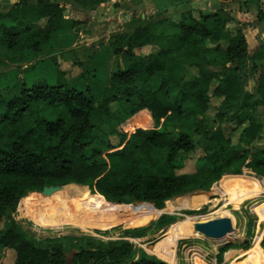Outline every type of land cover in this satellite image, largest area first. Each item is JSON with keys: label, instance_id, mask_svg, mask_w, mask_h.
<instances>
[{"label": "trees", "instance_id": "obj_1", "mask_svg": "<svg viewBox=\"0 0 264 264\" xmlns=\"http://www.w3.org/2000/svg\"><path fill=\"white\" fill-rule=\"evenodd\" d=\"M77 2L90 5L87 0ZM99 2L91 0V4ZM261 2L245 0L242 18L248 19L254 8L256 22H263ZM185 8L176 14L180 16L176 22L165 11L129 35L112 37L114 53L123 56L125 68L110 77L111 87L97 106L90 85L79 88L75 79L67 80L61 71L56 85L40 79L30 88L20 87L16 94L0 91V223L21 199L45 187L80 188L83 199L100 196L113 207L153 202L159 210L166 201L208 190L217 181L219 189L222 182L233 187L238 179L232 171L246 168L264 176V149L239 154L221 127L244 122L239 115L226 118L229 112L248 110L244 144L252 147L263 140L264 45L250 56L242 28L235 36L224 37L228 20L233 21L229 14L228 19L217 8L209 14L199 12L197 18ZM0 20L3 67L27 62L28 55L38 53L53 34L78 25L65 18L57 0H13ZM161 40L178 47H160L147 56L137 54V49L158 46ZM208 40L219 45L211 49ZM75 64L84 66L77 60ZM249 65L253 72L261 70L252 93L245 92L242 80ZM93 78L83 73L79 79L88 83ZM218 97L225 100L211 120L207 117L211 100ZM258 109L262 116L256 119ZM145 110L152 129L135 117ZM179 125H190L195 135L177 130ZM95 141L107 152L96 149ZM198 149L204 156L196 160L195 172L178 174L177 168ZM260 229L264 233L262 224ZM259 231L256 225L254 244ZM260 241L258 248L263 251ZM0 246L14 250L19 264H166L147 255L139 257L128 241H99L78 249L70 244L42 248L15 224L0 232ZM233 247L247 250L250 245L220 248L219 264Z\"/></svg>", "mask_w": 264, "mask_h": 264}, {"label": "rangeland", "instance_id": "obj_2", "mask_svg": "<svg viewBox=\"0 0 264 264\" xmlns=\"http://www.w3.org/2000/svg\"><path fill=\"white\" fill-rule=\"evenodd\" d=\"M244 1L245 0H240V2L237 0L236 1L198 0L197 1L198 3L193 2L194 5L193 4L191 5L190 1H186L187 7L185 8V10H191L193 15L197 17L199 15V12H202V10L200 9L202 6H206V12L209 14L213 12V5L218 4V9L221 10L220 11L221 14L224 15V17L226 18L228 17V19L230 17L228 16L229 14L228 8H231L232 12L236 11V13H238V10H240L241 13L240 21H238L234 25L231 24L230 26H226L225 33H223V35L226 39L229 38L230 36L233 37L237 34V30L239 28H242L246 39L250 41V47L252 52V50H254V46H258V44H260L259 39H257V42L254 40L255 37L257 38L259 36H256V33H252L251 30H249V27H252L253 25L258 23L256 22L255 19L257 14L254 15V8H253V10L250 11L248 15L249 18L246 20L243 19L242 10H243ZM164 5L168 6L169 2H166ZM261 5H263V9H264V2ZM180 8L181 7H179L178 9ZM175 10L176 9H174V11ZM174 11L171 10L173 14L172 20H175L176 22L180 19V16L175 15L176 12ZM230 21L231 20H228V22ZM118 28H120V26ZM253 40L254 42H252ZM226 42L228 43V40H226ZM156 51L157 49H152V50L146 49V52L148 53H155ZM60 65H61L60 68L62 70V71L60 70L61 72L63 71L67 72L70 78L75 77L74 79L79 88L87 89L88 85L79 78H76L77 76L80 75V68L77 64L72 65L71 63L61 62ZM243 74H242V80L244 82L243 84H245V90L251 92L250 89H253V87L251 86L255 84L254 86L256 87L258 78L261 75V70L259 69L257 72H253V70L250 69V65H249L248 75H245V78H243ZM214 83L215 86L218 84V82H214ZM99 84L102 83L100 82ZM93 86L95 88L94 94L96 95L95 101L97 100L96 102V106H97L99 103L102 102V99L104 98L103 94L105 93V89L103 91H100L98 94V90H96L95 85ZM99 87L100 85H98L97 88ZM101 87H103V85ZM103 88H106V85ZM224 100L225 97L212 98L210 109L207 115L209 119L211 120L215 119L216 114L218 113V109L221 106V104H223ZM56 114H60V112L58 111L56 112ZM236 115H239V117L242 118L244 122L240 124L238 122L223 123L221 127L223 128L226 137L229 138L232 141L234 147L237 148L238 153L241 154L246 151L250 152L254 150V152H256L263 150L264 136L262 141L255 143L252 147H247L242 139L243 137L242 132L244 128L247 126L250 117L249 111L248 110L242 111L239 114H237L234 111L229 112L226 118ZM254 116L256 117V119L260 118L262 116L261 110L258 109L257 112L255 111ZM135 117L137 120L145 119V122H147V128L152 129L153 122L150 117V114L146 110L137 114ZM177 130L187 133L191 136L195 135L194 129L190 125H179L177 127ZM113 142L117 144L118 139L113 138ZM94 146L96 149L102 152L105 153L107 152L106 149L100 146L97 141L94 142ZM203 156H204L203 150L198 149L197 151H195L190 155V160H188L185 163V165L177 168V173L189 174L195 172L196 170L195 162L196 160L202 158ZM99 160L101 163L105 162L103 158H100ZM232 172L233 173H231V175L235 176V178L237 177V179L239 180V181L237 180V182L234 183L233 187H230V184H228L227 182L225 183L222 182L221 188L219 189L217 186V182H218L217 181L208 190L193 191L185 195L171 199V202L173 203H184V201H190L193 198L200 197L202 199L200 200L201 204L199 205V207L182 208L177 210L173 214H164L160 218L153 220L148 224L139 221V223H137L139 227L119 228L105 234H97V233L95 234L91 232L82 231L77 228L74 230H61V231H51V232L40 231L39 229L31 225V222L23 215L24 211H26L27 209L28 202L32 201L37 196L43 195L45 193H51L53 190L59 189L64 186L54 187L53 189L47 191L43 190L41 192H32L33 194L29 193L27 196H25V198L27 197L26 199L24 200L21 199L15 211L10 213L8 216L5 217V219H3V221L0 223V232L1 233L5 232L15 224L27 234V236L32 240L34 244L42 248H46L49 246H56L59 244L62 246L70 244L76 246V248L78 249L79 247H85V248L93 247L95 243L99 241L105 243L114 242V241H128L134 244V246L137 248L139 257L147 255L151 258L165 262L166 264H194L195 254H198L199 256L202 257L200 260H198L197 264H219L217 262V256L220 252L219 250L220 248L229 244L239 246V245H243L245 242H249L250 245L249 249H251V247L253 249L256 246L258 247L259 241L261 239V234H262V239L260 241V247L264 251V248L262 247V243L264 241V233H262L260 229L261 224L262 227L264 228V220L258 219L251 207L253 202L264 201V190L262 191L256 190L259 188L258 185L264 184V176L257 175L256 173L246 168L243 169L241 172H237V171H232ZM230 193L240 194L241 198L238 200L239 203L236 204L230 201V198L228 197ZM83 198L85 197H82V199ZM167 202H170V200L166 201L162 206V209L159 210L165 209ZM148 203H151L156 208L154 203L152 202H148ZM131 204L132 206H137L141 204V202H139V204H135V203H131ZM226 209L229 210L230 214L232 215L233 223L227 221L228 229L225 232H223L221 235L211 237L208 234H206L204 231H200L197 235H196L197 232L193 235H186V234L183 235L182 233L179 237H177V242L175 246V260L173 263L170 260L165 259L161 255V253L156 252V246L159 243L166 240L167 234L171 228L178 226L180 223L187 221L189 218L194 219L195 221H210L214 219V217H216L217 214L222 215L224 211H226ZM90 211L95 213L97 217H101V216L113 217L114 216L113 213L115 212V209H110V210L101 209V210H90ZM162 223L164 225H162ZM256 225L259 226L260 231H259L258 240L254 244L253 239H254ZM225 235L229 236V238L231 236L232 237L230 239L224 240L222 237ZM230 250H237V253H235L234 255L235 261L238 262L243 261V259H238L237 256L240 255L239 251H246V250H240L236 247H233ZM224 260H225V253L223 255V260L220 264H223ZM15 262H16V252L10 249H3V247L0 246V264H15Z\"/></svg>", "mask_w": 264, "mask_h": 264}, {"label": "crops", "instance_id": "obj_3", "mask_svg": "<svg viewBox=\"0 0 264 264\" xmlns=\"http://www.w3.org/2000/svg\"><path fill=\"white\" fill-rule=\"evenodd\" d=\"M186 1H190L191 5H194L193 2L198 3V0H184L183 3L175 0H100L98 4H91V0H87L90 5L81 6L77 0H57L64 10L65 18L68 21L78 23V25L53 34L49 43L42 46L38 53L29 54L28 61L23 64L17 66L10 64L9 67H1L0 63V91L9 95L16 94L20 87L30 88L40 79H45L49 84L56 85L61 70V62L74 65L77 60L84 65L83 68L79 67L80 75L87 73L88 76L95 77L92 81L85 83L90 85L93 90L95 89L93 85H95L98 94L105 89L103 94L105 96L111 87L110 77L116 71L125 68L123 56L114 53L111 45L112 37L129 35L138 25L146 24L152 18L151 16L156 19L157 16L166 14L165 11H168L171 16L173 15L171 10L176 9L174 11L176 15L179 10L181 12L187 7ZM237 1L240 2V0ZM166 2H169L168 6L164 5ZM263 2L264 0L261 3ZM12 4L13 0H0V14L7 13ZM261 6L263 8V5ZM179 7L181 8L178 9ZM200 9L204 14H208L206 6H202ZM228 10L233 21L228 22L226 26L234 25L240 21V10L238 13L232 12L231 8ZM119 26L120 28H118ZM249 30L259 36L255 37L254 40L257 42L259 39L260 42L258 46H254V50L251 52L250 41L247 40L249 55L253 56L264 45V21L249 27ZM206 44L211 49L219 45L210 40ZM167 46L178 47V45H169L166 40H161L158 46L148 45L137 49V54L147 56L152 53L146 52V49L158 50L160 47L165 48ZM4 61L9 63L7 60ZM63 73L67 80H74L75 77L70 78L67 72L63 71ZM80 75L76 78H80ZM100 82L102 84H99ZM98 85H100L99 88H97ZM102 85L103 87L106 85V88L101 87ZM254 85L251 86L253 89H250V93L256 89L257 84L256 87ZM245 92L248 91L245 90Z\"/></svg>", "mask_w": 264, "mask_h": 264}, {"label": "bare ground", "instance_id": "obj_4", "mask_svg": "<svg viewBox=\"0 0 264 264\" xmlns=\"http://www.w3.org/2000/svg\"><path fill=\"white\" fill-rule=\"evenodd\" d=\"M258 186L257 191L264 190V184ZM82 196H84V192L80 188H59L53 190L51 193L37 196L28 202L27 209L23 215L31 222V225L42 232L74 230L77 228L95 234H105L119 228L139 227L137 225L139 221L148 224L164 214H173L182 208L199 207L201 204L200 200L202 199L196 197L190 201H184V203H173L170 200V202H167L165 209L158 210L153 205L147 204H139L137 206L121 204L118 207H113L104 203L100 196L81 199ZM228 197L230 201L236 204L239 203L238 200L241 198L240 194L235 193H230ZM251 207L256 217L264 220V201L253 202ZM101 209H115L114 216L97 217L96 214L90 211ZM221 219L233 223V217L227 209L222 215L217 214L210 221H195L189 218L187 221L169 230L166 240L156 246V252L161 253L165 259L173 263L175 260L177 237L182 233L183 235H193L197 232V235L200 231L204 230L205 226L209 224L208 222H217ZM222 238L224 240L230 239L227 235ZM235 253H237V250L227 251L223 264H264V252L258 247L253 250L239 251L240 255L237 258L243 259L242 262L234 260ZM201 258L198 254H195L194 264H197Z\"/></svg>", "mask_w": 264, "mask_h": 264}, {"label": "water", "instance_id": "obj_5", "mask_svg": "<svg viewBox=\"0 0 264 264\" xmlns=\"http://www.w3.org/2000/svg\"><path fill=\"white\" fill-rule=\"evenodd\" d=\"M218 8V4H215L213 6V10H216ZM245 73L243 74V78H245ZM243 89H244V84H243ZM54 187H45L43 190H50L53 189ZM153 203V202H152ZM135 204H139V202H135ZM141 204H147V205H152L151 203L148 202H141ZM128 205H132V204H128ZM228 229V222L227 220H220L217 222H211L209 223L207 226H205L204 228V232L206 234H208L211 237H215V236H219L221 235L223 232H225ZM19 264V263H17Z\"/></svg>", "mask_w": 264, "mask_h": 264}, {"label": "flooded vegetation", "instance_id": "obj_6", "mask_svg": "<svg viewBox=\"0 0 264 264\" xmlns=\"http://www.w3.org/2000/svg\"><path fill=\"white\" fill-rule=\"evenodd\" d=\"M15 264H17V262H15Z\"/></svg>", "mask_w": 264, "mask_h": 264}]
</instances>
